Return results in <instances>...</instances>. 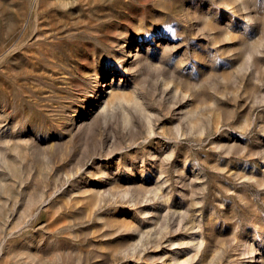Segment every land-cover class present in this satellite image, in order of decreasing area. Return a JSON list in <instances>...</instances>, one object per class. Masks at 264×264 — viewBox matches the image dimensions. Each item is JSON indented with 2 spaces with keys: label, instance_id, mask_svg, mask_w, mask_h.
Instances as JSON below:
<instances>
[{
  "label": "rangeland",
  "instance_id": "1",
  "mask_svg": "<svg viewBox=\"0 0 264 264\" xmlns=\"http://www.w3.org/2000/svg\"><path fill=\"white\" fill-rule=\"evenodd\" d=\"M0 264H264V0H0Z\"/></svg>",
  "mask_w": 264,
  "mask_h": 264
}]
</instances>
